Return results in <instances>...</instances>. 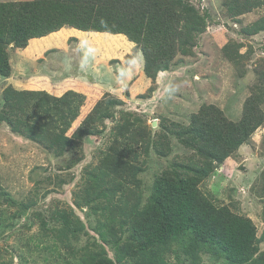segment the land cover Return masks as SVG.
Wrapping results in <instances>:
<instances>
[{
    "label": "rangeland",
    "instance_id": "1",
    "mask_svg": "<svg viewBox=\"0 0 264 264\" xmlns=\"http://www.w3.org/2000/svg\"><path fill=\"white\" fill-rule=\"evenodd\" d=\"M18 1V0H0ZM204 15L206 29L196 36L191 55L179 53L171 67L160 71L154 81L146 76L141 48L123 33L81 31L64 26L39 40H30L26 47L12 46L9 50L11 73L0 75V112L5 96L16 92L44 90L58 105L39 125L47 129L44 141H37L14 132L0 121V264H89L94 240H100L97 229L101 222L109 223L122 233L120 242L128 239L122 231L118 208L95 211L87 205H77L76 194L83 196L90 172L105 168L111 176L108 196L117 197L128 190L129 202L135 199L129 191L134 186L142 194V205L152 194L156 176L171 164L188 161L194 151L172 136L168 155L150 148L144 169L137 175L138 185L127 188L123 181L129 174L134 150L108 152L113 144L116 120L130 116L144 120L154 136L162 125L172 121L188 124L203 104H215L233 121H238L251 87L260 82L264 71V31L247 34L243 31L264 16V6L240 16L231 15L226 0H189ZM227 46V47H226ZM238 46L240 48L238 49ZM228 48V49H227ZM242 56L240 69L232 57ZM244 70L245 74L240 75ZM123 100L106 118L103 131L78 138L77 133L86 116L104 96ZM23 97V96H22ZM24 98V97H23ZM52 98L53 110L55 101ZM25 99V98H24ZM28 97L19 104L29 107ZM264 112V103L260 105ZM14 116H24L22 110L8 108ZM127 114V115H126ZM155 123V125H153ZM54 134L71 139L72 145L62 153L50 147ZM202 182L219 205L232 203L238 211L256 224L258 235L264 232V123L252 136ZM100 190V189H99ZM34 204L24 207L23 204ZM107 204L110 200L95 201ZM72 210L86 229L71 236V244L59 236L62 222L57 212ZM115 212V215H114ZM190 235L174 241L161 254L173 264H229L222 256L204 248L195 260L188 252ZM108 255L116 264H136L137 258H116L115 248L105 243ZM264 252V241L260 243ZM152 258L149 259L151 262ZM246 264H260L252 261Z\"/></svg>",
    "mask_w": 264,
    "mask_h": 264
},
{
    "label": "trees",
    "instance_id": "2",
    "mask_svg": "<svg viewBox=\"0 0 264 264\" xmlns=\"http://www.w3.org/2000/svg\"><path fill=\"white\" fill-rule=\"evenodd\" d=\"M228 12L237 17L264 6V0H226ZM204 15L189 0H18L0 2V75H9L11 62L9 50L12 46L26 47L34 38L46 36L64 26H72L81 31L126 34L141 48L144 71L154 81L160 71L168 70L176 56L191 55L196 45V36L206 29ZM243 31L255 34L264 31V16L245 26ZM101 34V33H99ZM227 47V46H226ZM240 46H238V49ZM228 49V48H227ZM229 55L232 54L229 51ZM238 55V53H237ZM232 57L236 67L241 57ZM241 70V69H240ZM242 70L240 75H244ZM260 82L251 87V95L246 99L243 114L238 121L228 118L223 109L215 104H203L193 114L190 123L172 121L163 124L156 136L144 120L125 116L116 120L112 135L113 144L108 150L123 149V154L131 150L138 140L140 148L134 150L133 159L138 162L129 166V174L123 180L128 185H138L137 175L144 169L150 148L163 156L171 150L172 136L191 148L195 155L188 161H174L163 173L156 176L152 194L142 205V194L134 186L129 191L135 197L131 206L128 190L114 198L108 196L112 187L110 173L97 167L90 172L89 183L83 196L76 194L77 205H87L95 211L105 207L107 211L118 208L122 221L119 227L128 232V239L120 242V234L109 223L103 221L97 229L100 240H94L88 255L89 264H116L108 255L105 243L111 244L116 258H137L136 264H173L161 258L174 241L190 235L187 252L195 259L204 248L215 256H222L229 264H246L258 261L264 264V252L260 243L264 232L258 235L253 220L238 211L232 203L219 205L210 190L202 188V182L232 153L237 151L264 123V71ZM7 94L0 121H5L14 132L39 142L46 138L47 129L39 125L45 116H50L57 108V101L44 90ZM28 97L29 107L19 104ZM52 98L55 101L53 110ZM123 100L104 95L86 116L77 133L79 139L103 131L106 118L113 117V107ZM8 108L22 110L24 116H14L5 112ZM127 115V114H126ZM55 142L50 147L62 153L72 145L71 139L54 134ZM110 187V188H109ZM100 189V190H99ZM108 198L107 204L95 201ZM23 204L24 207L34 204ZM115 215V212H114ZM62 222L56 230L57 236L69 247L72 235L86 229L84 222L72 211L57 212ZM152 258L151 262L149 259Z\"/></svg>",
    "mask_w": 264,
    "mask_h": 264
},
{
    "label": "crops",
    "instance_id": "3",
    "mask_svg": "<svg viewBox=\"0 0 264 264\" xmlns=\"http://www.w3.org/2000/svg\"><path fill=\"white\" fill-rule=\"evenodd\" d=\"M45 37H46V36H45ZM42 38H44V37H42ZM42 38H34V39H32V41H33V40H39V39H42Z\"/></svg>",
    "mask_w": 264,
    "mask_h": 264
},
{
    "label": "clouds",
    "instance_id": "4",
    "mask_svg": "<svg viewBox=\"0 0 264 264\" xmlns=\"http://www.w3.org/2000/svg\"><path fill=\"white\" fill-rule=\"evenodd\" d=\"M48 35H49V34H48ZM46 36H47V35H46ZM43 37H45V36H43ZM40 38H42V37H40ZM31 40H32V39H31ZM143 60H144V58H143ZM229 157H230V156H229ZM225 161H226V160H225ZM225 161H224V162H225ZM220 164H222V163H220ZM217 167H218V166H217ZM217 167H216V168H217ZM216 168H215V169H216Z\"/></svg>",
    "mask_w": 264,
    "mask_h": 264
},
{
    "label": "water",
    "instance_id": "5",
    "mask_svg": "<svg viewBox=\"0 0 264 264\" xmlns=\"http://www.w3.org/2000/svg\"><path fill=\"white\" fill-rule=\"evenodd\" d=\"M153 125H155V123H153Z\"/></svg>",
    "mask_w": 264,
    "mask_h": 264
}]
</instances>
